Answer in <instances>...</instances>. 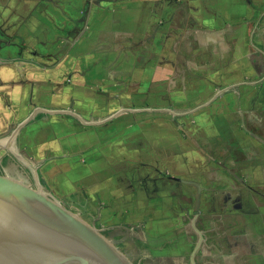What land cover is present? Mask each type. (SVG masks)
I'll return each instance as SVG.
<instances>
[{"label": "crops", "instance_id": "obj_1", "mask_svg": "<svg viewBox=\"0 0 264 264\" xmlns=\"http://www.w3.org/2000/svg\"><path fill=\"white\" fill-rule=\"evenodd\" d=\"M261 128L264 0H0V178L30 171L122 241L175 255L247 213L216 185L264 166Z\"/></svg>", "mask_w": 264, "mask_h": 264}, {"label": "rangeland", "instance_id": "obj_2", "mask_svg": "<svg viewBox=\"0 0 264 264\" xmlns=\"http://www.w3.org/2000/svg\"><path fill=\"white\" fill-rule=\"evenodd\" d=\"M259 134L264 138V129L261 128ZM260 159L264 160V151L260 153ZM237 172L240 177L238 179L232 174L218 176L221 183L216 186L234 189L237 193V199L230 200L225 209L237 208L240 211L241 208L248 214H213L201 217L196 224L199 232L186 231L180 235L178 244L181 247L175 255L172 254L173 249L167 248L172 245V241L167 242L161 251L148 250L139 246V241H122L124 236H128L123 229L103 230L92 217L78 215L74 208L65 205L68 218L72 220L70 225L54 200L48 203L38 199L36 203L30 201L29 204H41L36 215L30 219L42 235L41 243L62 253L68 251V258L80 263L81 257H84L81 264H264V166L260 163V169L251 168L248 162L238 168ZM256 174L260 175V179L256 178ZM27 175V178L21 176L25 179L21 180L22 188L34 191L41 197L30 171ZM223 180L225 183H222ZM3 203L11 205L8 201ZM13 204L11 210L16 212V203ZM181 206L186 210L184 203ZM253 213L255 214L252 215ZM191 217V214H185L181 216V220L188 224ZM77 228L81 232H76ZM44 229L53 230L56 237L54 241L49 239V231L45 233ZM61 238L65 239L63 244L70 245L69 249L61 248ZM76 251L80 258L76 259Z\"/></svg>", "mask_w": 264, "mask_h": 264}, {"label": "water", "instance_id": "obj_3", "mask_svg": "<svg viewBox=\"0 0 264 264\" xmlns=\"http://www.w3.org/2000/svg\"><path fill=\"white\" fill-rule=\"evenodd\" d=\"M29 119L23 121L15 134L28 122ZM36 187L41 197L34 191L25 190L22 188V183L19 181H13L10 183L8 178H0V264H81L84 257H81V263L71 259L66 254L67 252H60L58 250L49 248L45 243H41V234L36 229L30 218L36 215V212L40 209V205L29 204L30 201L43 200L44 203H48L50 200H54L59 205V209L68 223L72 225V220L68 218L66 212V206L58 200L53 194L46 191L43 185L37 180ZM10 202L11 205L4 204ZM16 203V212L11 210ZM34 203V202H33ZM4 204V205H2ZM66 207V208H65ZM20 210V211H19ZM21 211L26 212L25 214ZM77 227V226H76ZM49 231V232H48ZM80 229H76V232ZM44 232L49 234V239L54 241L53 230L44 229ZM41 241V242H40ZM64 238H61V248L65 250L69 249V244H63ZM76 259L80 258L78 251H76ZM86 264V263H84Z\"/></svg>", "mask_w": 264, "mask_h": 264}]
</instances>
